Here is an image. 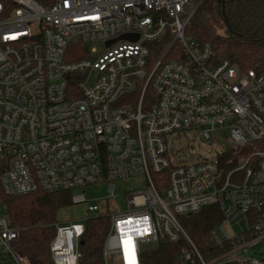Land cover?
I'll return each instance as SVG.
<instances>
[{
  "label": "built area",
  "instance_id": "built-area-1",
  "mask_svg": "<svg viewBox=\"0 0 264 264\" xmlns=\"http://www.w3.org/2000/svg\"><path fill=\"white\" fill-rule=\"evenodd\" d=\"M200 2L0 0V187L105 182L102 206L71 194L108 218L100 264H141L158 241L181 244L175 264H264L244 257L264 241V64L243 70L189 35ZM74 42L86 56L67 60ZM132 176L147 187L112 206L113 181ZM211 204L208 243L228 249L205 260L180 217ZM52 226L54 264H77L85 223ZM18 236L0 203V264H30Z\"/></svg>",
  "mask_w": 264,
  "mask_h": 264
},
{
  "label": "trees",
  "instance_id": "trees-1",
  "mask_svg": "<svg viewBox=\"0 0 264 264\" xmlns=\"http://www.w3.org/2000/svg\"><path fill=\"white\" fill-rule=\"evenodd\" d=\"M220 26L223 33H216ZM187 33L198 42H210L217 59H227L243 70L259 69L264 64V0H201L192 16ZM86 56V46L71 43L66 50L67 60ZM71 191H36L26 195H6L0 187V203L8 212L11 223L18 228L15 249L30 264H54L49 244L54 236L52 223L59 209L71 205ZM220 219L214 204L199 212L181 216L186 232L205 260L213 259L228 247L209 245L207 230ZM108 227L106 216L94 215L85 222L83 243L77 264H100L102 244ZM180 243L158 241L149 253L141 254V264H175ZM217 264H244L219 261Z\"/></svg>",
  "mask_w": 264,
  "mask_h": 264
},
{
  "label": "rangeland",
  "instance_id": "rangeland-1",
  "mask_svg": "<svg viewBox=\"0 0 264 264\" xmlns=\"http://www.w3.org/2000/svg\"><path fill=\"white\" fill-rule=\"evenodd\" d=\"M216 33H223V29L218 26L215 28ZM90 46H96L98 49L101 48L98 44H90ZM213 143L220 146L222 144V141L219 137L213 136ZM203 150L206 152L207 149L203 147ZM115 188H114V195L115 200L112 202V206H118L122 210H125L127 208L126 205V194L131 191H137L141 189H145L147 187L146 181L143 176H132L128 178H119L113 181ZM72 193H84L85 198L89 201H96L95 203H98L100 206H102V198L106 197L108 194L107 187L105 182L98 181L95 184L88 185L82 188L74 189ZM162 197H164V193H162ZM109 204V203H108ZM110 206V204L108 205ZM91 214H88L86 211V205L85 204H71L67 207L61 208L58 210L56 214V220L59 222L64 221H82L86 222V217H91ZM154 244L148 243L143 246V252L149 253V251L153 248ZM260 253H262L261 256H264V241L261 243L256 244L253 248H249L245 251L244 257L249 258L251 256L253 257H260Z\"/></svg>",
  "mask_w": 264,
  "mask_h": 264
},
{
  "label": "water",
  "instance_id": "water-1",
  "mask_svg": "<svg viewBox=\"0 0 264 264\" xmlns=\"http://www.w3.org/2000/svg\"><path fill=\"white\" fill-rule=\"evenodd\" d=\"M128 38H130V36L129 35H122L121 37H120V39H128ZM137 38V37H136ZM135 38V39H136ZM83 243V240L81 239L80 240V244H82Z\"/></svg>",
  "mask_w": 264,
  "mask_h": 264
}]
</instances>
